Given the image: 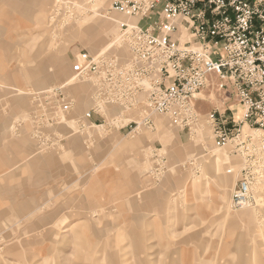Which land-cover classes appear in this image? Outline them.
<instances>
[{
	"label": "rangeland",
	"instance_id": "obj_1",
	"mask_svg": "<svg viewBox=\"0 0 264 264\" xmlns=\"http://www.w3.org/2000/svg\"><path fill=\"white\" fill-rule=\"evenodd\" d=\"M111 3L0 0V264H264V132L263 144L245 128L251 140L217 146L204 121L190 135L154 116L153 131L77 133L83 83L67 122L35 130L34 92L66 83L81 51L118 49L120 27L104 17L133 20ZM93 30L113 46L92 44ZM206 96L201 114L219 104ZM248 173L261 179L234 208Z\"/></svg>",
	"mask_w": 264,
	"mask_h": 264
},
{
	"label": "built area",
	"instance_id": "obj_2",
	"mask_svg": "<svg viewBox=\"0 0 264 264\" xmlns=\"http://www.w3.org/2000/svg\"><path fill=\"white\" fill-rule=\"evenodd\" d=\"M110 7L133 20L120 25L118 49L81 51L66 83L34 92L35 130L67 122L76 106L70 88L83 83L91 105L75 121L77 133L153 131L154 116L190 135L204 121L217 146L251 140L242 136L245 125L264 132V0H112ZM122 47L125 59L117 52ZM205 94L219 104L201 114L197 102ZM131 110L138 117L127 120ZM260 179L249 173L240 179L231 195L234 208L247 205L253 180Z\"/></svg>",
	"mask_w": 264,
	"mask_h": 264
},
{
	"label": "bare ground",
	"instance_id": "obj_3",
	"mask_svg": "<svg viewBox=\"0 0 264 264\" xmlns=\"http://www.w3.org/2000/svg\"><path fill=\"white\" fill-rule=\"evenodd\" d=\"M95 2H97L99 5H100V3L102 2V0H95ZM104 19H107V20H109L111 23H115V24H117V26H118V28L120 27V25H121V22H119L117 19H115V18H106V17H104ZM114 25V24H113ZM94 31V33H95V30H93ZM95 37H96V40H93V38H92V44H96L97 45V43H100V41H103V43L106 41V40H108V42L109 43H107V45H111V46H113V44L115 43V39H114V34H113V36H112V38L110 39V37L108 36V34H102V35H96V33H95ZM109 37V38H108ZM117 40V39H116ZM239 110H240V108H239ZM245 128H248L246 125L242 128V130H245ZM248 130V129H247ZM261 132H263V131H261ZM261 132L260 131H257V130H255V131H253V133H252V136L254 137V138H256L257 140H259L258 139V134H261ZM258 142H260V144H263V141L261 142V140H259ZM264 146V145H263Z\"/></svg>",
	"mask_w": 264,
	"mask_h": 264
},
{
	"label": "crops",
	"instance_id": "obj_4",
	"mask_svg": "<svg viewBox=\"0 0 264 264\" xmlns=\"http://www.w3.org/2000/svg\"><path fill=\"white\" fill-rule=\"evenodd\" d=\"M49 74H50V73H49ZM206 97H207V96H206ZM204 99H205V98H204ZM206 102H209V101H207V100L205 99L204 101H199V102H197V107H198V109L201 110L202 105H203L204 103H206ZM229 103H231V104H229ZM229 103H228V104H229L230 106H232V108L236 107L237 110H239V109H238V106H236V103H235L234 101H230ZM236 108H235V109H236ZM200 113H201V112H200ZM81 117H82V116H81ZM4 160L7 161V162H6V165H7V166H5V165L3 166V167H5L4 171L7 172V170H8L7 167H8L9 165H11V163H10V162H11V161H10L11 159H7V158L4 157ZM0 173H1V171H0Z\"/></svg>",
	"mask_w": 264,
	"mask_h": 264
}]
</instances>
